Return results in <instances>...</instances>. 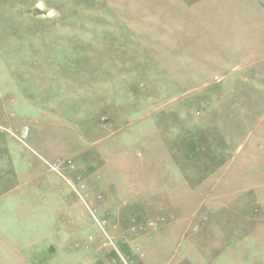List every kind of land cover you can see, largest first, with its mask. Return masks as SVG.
<instances>
[{
    "label": "rangeland",
    "instance_id": "obj_1",
    "mask_svg": "<svg viewBox=\"0 0 264 264\" xmlns=\"http://www.w3.org/2000/svg\"><path fill=\"white\" fill-rule=\"evenodd\" d=\"M113 246L264 264V0H0V264Z\"/></svg>",
    "mask_w": 264,
    "mask_h": 264
},
{
    "label": "crops",
    "instance_id": "obj_2",
    "mask_svg": "<svg viewBox=\"0 0 264 264\" xmlns=\"http://www.w3.org/2000/svg\"><path fill=\"white\" fill-rule=\"evenodd\" d=\"M173 149H161L163 152H166V154L167 155H171L170 157H168L169 159H171V165H172V167L174 166L175 167V169L176 170H178V175L180 176V169L182 168V166L180 165V164H176L177 162H181L182 160H183V156H182V153H183V149H179L180 147H177V148H174V143H173V147H172ZM174 162V163H173ZM176 162V163H175ZM176 164V165H175ZM177 166H178V169H177ZM180 184L179 183H177L178 184V186H179V188H180V185H184L185 187H187L188 188V190L186 191V193H185V191H183L182 193L181 192H179V193H177V192H175V189H171L170 191L171 192H168L167 191V193H172V194H170V197H171V201L172 202H176L177 201V199H179L180 198V196H182L183 198H187L188 199V197L190 198V195H195V193H194V191L196 190V188H197V185L198 184H190L188 181H185V180H180ZM176 184V183H175ZM161 191H163V189H161ZM160 191V193L163 195L164 193H166V192H164L163 191V193ZM175 193H177L176 195L178 196V197H176L175 198V196L176 195H174ZM175 199H176V201H175ZM180 202H185L184 200H181ZM199 224H200V226L202 225V224H204V222L202 221V220H199ZM203 229H202V231H201V233L202 232H204L205 233V231L206 230H209L210 231V229H207V228H211L209 225L208 226H203L202 227ZM203 237H204V235H203ZM179 245L180 244H177V247H176V249H175V247L173 248L175 251L179 248ZM208 245H210V244H208ZM208 245L206 244V242H205V250L206 249H209L210 247H208ZM222 247V246H221ZM220 247V248H221ZM211 248H212V245H211Z\"/></svg>",
    "mask_w": 264,
    "mask_h": 264
},
{
    "label": "built area",
    "instance_id": "obj_3",
    "mask_svg": "<svg viewBox=\"0 0 264 264\" xmlns=\"http://www.w3.org/2000/svg\"><path fill=\"white\" fill-rule=\"evenodd\" d=\"M45 163H46V161H45ZM46 164H47V163H46ZM58 165H59V161H58V160H56V161L53 162V163L48 164V166H49L52 170H54V171H56L57 173L60 174V172H59V170H58ZM69 185H70L71 189H72L77 195L80 196V192H81V190L83 189V185H81V186H79V187L74 186L72 183H70ZM195 228L197 229L198 227L196 226ZM107 240H108V242L112 245V241H111V239H110L109 237H107ZM113 247H114V246H113ZM114 249H115V251H116L117 254H118V257H119V259H120L121 264H133L130 260L124 258V257H123V256H122V255L116 250L115 247H114ZM140 254H141V256H142V253H140Z\"/></svg>",
    "mask_w": 264,
    "mask_h": 264
}]
</instances>
